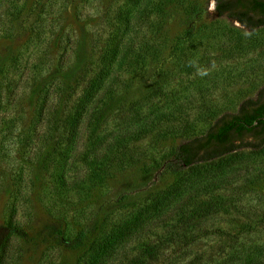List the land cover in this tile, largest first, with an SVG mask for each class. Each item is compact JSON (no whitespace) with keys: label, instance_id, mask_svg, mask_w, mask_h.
I'll list each match as a JSON object with an SVG mask.
<instances>
[{"label":"rangeland","instance_id":"obj_1","mask_svg":"<svg viewBox=\"0 0 264 264\" xmlns=\"http://www.w3.org/2000/svg\"><path fill=\"white\" fill-rule=\"evenodd\" d=\"M27 1L36 28L0 26V264H264V145L170 169L260 98L264 26L217 0ZM102 58L112 93L87 96Z\"/></svg>","mask_w":264,"mask_h":264},{"label":"trees","instance_id":"obj_2","mask_svg":"<svg viewBox=\"0 0 264 264\" xmlns=\"http://www.w3.org/2000/svg\"><path fill=\"white\" fill-rule=\"evenodd\" d=\"M8 2L4 6V10L0 12V26L5 27L4 32H10L16 23H19V28L29 25L31 17H35L32 27L36 28L40 22L38 17L42 13H34L31 9L33 6L25 0L24 7H29L30 11L24 13L23 10H18L20 6L19 0ZM176 3L178 0H171ZM37 6V5H35ZM217 11L220 15L227 14L232 18L237 19L241 24L249 29H256L264 26V0H217ZM195 12V11H194ZM33 28V29H34ZM33 31V30H31ZM109 54V51L107 52ZM122 55L118 60L123 68L128 58L132 55V49L129 51L121 50ZM117 56L118 52H114ZM136 58V57H135ZM140 58V57H139ZM109 58H102L103 68L100 72L102 75H96L89 78L86 86L87 96H94L103 89L105 96L111 95L112 84L107 77ZM98 70V69H97ZM3 88L0 87V92ZM95 99L84 101V103L93 104ZM83 102V101H82ZM71 117L68 118L70 120ZM264 145V90L260 98L257 100H247L236 113L223 114L217 118L205 131L204 134L195 136L182 144L175 154V162L179 163L180 168H171L177 178H182V173L185 167H190L194 164L207 163L223 156L236 153L240 149L250 148L256 149ZM171 161V159H170ZM172 160L171 163H173ZM204 187V186H203ZM202 189V188H201ZM212 204L201 206L204 212L213 209ZM0 249L13 233L10 228L6 231H1ZM97 251L104 249L105 244L97 245ZM152 248H147L145 255L150 254ZM139 255L135 257L130 264H141Z\"/></svg>","mask_w":264,"mask_h":264}]
</instances>
